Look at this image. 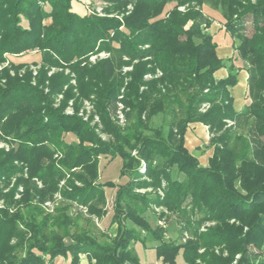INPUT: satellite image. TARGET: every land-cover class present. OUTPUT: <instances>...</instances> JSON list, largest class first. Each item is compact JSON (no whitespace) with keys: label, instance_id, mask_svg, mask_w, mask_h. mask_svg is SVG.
Segmentation results:
<instances>
[{"label":"trees","instance_id":"trees-1","mask_svg":"<svg viewBox=\"0 0 264 264\" xmlns=\"http://www.w3.org/2000/svg\"><path fill=\"white\" fill-rule=\"evenodd\" d=\"M115 1L121 7L118 12H124L129 1ZM221 1L235 10L219 9L216 0H135L132 11L118 20L80 16L72 10L71 0H0V62L7 54L35 50L38 59L32 63H41L34 84L29 69L21 78L10 76L7 69L0 72V141L9 147L0 148V181L16 178L12 192L22 185V201L28 205L37 190L32 178L53 188L65 172L78 168L82 174L71 171L69 176L84 187H74L64 197L91 204L102 197L104 187L115 188L108 226H117L116 236L109 240L100 242L82 232L68 236L71 241L65 244L46 233L52 225L48 219L29 222L0 210V254L6 264L16 262L5 256L12 250L8 246L12 235L21 239L26 233L17 226L21 219L34 236L26 240L28 251L17 264H45L38 255L49 262L64 256L68 264H75L81 252L94 259L92 264H143L132 246L136 242H155L159 264H176L179 253L187 264H231L239 252L238 264H263L246 255V246L264 245V146L251 144L229 123L252 116L258 123L256 133H264V0ZM180 6L188 8L178 11ZM247 13L253 33L236 34ZM46 19L50 22L44 23ZM212 20L232 38L234 58L242 61L248 74L250 102L238 112L227 89L236 84L235 66L224 79L216 81L213 76L226 62L217 57L214 38L204 32ZM187 22L191 24L185 27ZM95 49L112 56L82 65ZM9 64L16 69L26 63ZM53 66L61 72L47 76ZM126 66L131 69L123 72ZM58 94L64 97L56 108L53 100ZM119 95L124 127L109 113ZM71 98L74 113L64 114ZM83 99L91 100L107 140L78 116ZM205 103L209 106L201 111ZM159 114L161 124L151 127L150 118ZM192 123L208 128L206 146L213 152L205 167L184 146ZM56 151L61 155L57 161ZM100 158L120 163L119 183L96 181ZM140 188L161 189L162 196L135 192ZM3 195L0 189V198ZM153 204L174 214L180 236L188 232L192 238L183 244L165 242L167 229L157 224L165 213L154 214L158 226L144 218ZM31 210L29 206L28 215ZM206 222L213 224L199 231Z\"/></svg>","mask_w":264,"mask_h":264},{"label":"rangeland","instance_id":"rangeland-1","mask_svg":"<svg viewBox=\"0 0 264 264\" xmlns=\"http://www.w3.org/2000/svg\"><path fill=\"white\" fill-rule=\"evenodd\" d=\"M128 4L126 5L124 12L120 13L118 12V9L121 7H117L115 5V0L106 1V0H80V5L76 0H71L73 2L72 4V10L77 13L80 16H95L98 18H108V17H114L118 20H121V17L124 13V15L129 14L132 11V7L135 3V0H128ZM251 3H255L256 0H250ZM216 7H219V9H229L231 11H234L235 8L233 6H228L227 1H221L216 0ZM44 8L48 9V6L46 3L41 4ZM195 6L194 4H190V7ZM78 8V9H77ZM188 8V7H187ZM185 6L178 7V11H184L187 9ZM196 8V7H195ZM77 9V10H75ZM121 10V9H120ZM123 10V9H122ZM237 10V9H236ZM239 12L243 10L242 8H238ZM249 15V16H248ZM251 14L247 13V17L244 19L242 26H239L236 34L244 35V36H250L253 33L254 27L251 23ZM235 18V16H233ZM50 19H46L44 23H49ZM191 22H187L186 26H189ZM219 36H214V39L219 41ZM236 45L240 44V41L235 38ZM147 46L145 45L144 48ZM37 53L35 50H29L28 52H19L14 54H7L5 55L6 59L3 62H0V72L2 70L8 71V74L10 76H18L22 77L26 70H30L32 73V84H34L35 77L37 76V72L39 67L41 66V63L34 65L32 62L37 60L38 57L36 56ZM112 55L110 52L106 50H99L93 51L92 53H89L84 60L82 61V65L84 64H94L99 60H103L106 58H110ZM123 59L126 60V57ZM13 61L16 63H26L25 65L21 66L20 68H12L9 64V61ZM135 62V61H134ZM133 62V63H134ZM131 66H126L122 68V71L125 72L127 70H130ZM62 68L53 66L51 67V70L47 72V76H50L53 73L61 72ZM69 70L64 69L63 73L68 74ZM73 76V74H71ZM150 76V75H148ZM145 79H149L150 77H147V75L144 76ZM47 84V82H46ZM70 84L75 85V80L71 79ZM66 87V86H65ZM64 87V88H65ZM47 92V89L44 90ZM62 94H58L56 97H54L53 100V106L59 107L61 100L63 99ZM92 97V96H91ZM121 95L118 96V100L114 102V104L109 108V113L112 117V119L116 122L117 125L120 127H124L125 125V116H124V106L122 102L120 101ZM248 102H250V97L248 96ZM247 102V103H248ZM74 101L73 99H69L67 102V105L63 109L64 114L71 115L74 113ZM78 116L82 117L84 121H90V125L95 127V132L98 133V137H100L102 140H107L108 135L104 132H101L102 126L99 123L100 120L98 116L94 113V108L92 105V102L90 99H83L81 103H79L78 106ZM242 123L234 124L231 122L230 124L234 126V131L243 134L244 136L249 139L251 144H258V146H264V133L259 135L256 133V127L258 123H255L252 116H247L241 119ZM161 124V115L152 116L149 121V125L151 127H157ZM234 124V125H233ZM70 140V139H69ZM74 141V139H72ZM207 145V144H206ZM4 147L6 150L9 148L8 145L2 141H0V148ZM208 148V146H205ZM212 148V147H211ZM54 160L56 161L61 158L60 152L56 151L53 155ZM119 162L114 161H107L105 159L100 158L99 163L97 166L98 170V180L97 182L105 183L107 181H110L112 183H119V179L121 178L119 175ZM145 169V164L142 162L140 171L143 172ZM72 172H79V174L83 173V170L72 169ZM71 171L65 172V175L57 179L56 185L53 186V188H50L46 183H42L41 180L37 178H32L30 182H33L36 186L35 190L36 192L33 193L34 195L31 199H28L27 203L28 205H25V202L22 201L24 189L22 185H18L15 190L14 185L16 183V178H9V180L6 179V183H2L0 181V189L2 190V193L4 194L2 198H0V210H4L5 213H7L9 216H23L24 221L34 222L40 221L42 219H48L49 223L52 225L48 227L46 233H51L54 236H58V238L62 239V241L65 244L70 243V238L68 236H73L76 234H82V232H87L91 236H94L98 241L102 242L104 240H109L116 236V224H114L112 227L109 228L108 222L109 217L112 212L113 207V199L115 196V188H109L104 187L103 188V195L98 196L96 199L91 201L92 203H86L83 204L79 202L78 200H70L69 198L64 197V194H70L72 192V188H83L84 186L82 183L77 180L73 179V177L69 176V173ZM24 177H26V174H24ZM77 177V176H75ZM74 177V178H75ZM141 180H148L147 177H142ZM52 190V192H50ZM135 192L138 193H147L152 195L153 193H157L160 196H162V190L156 189L152 190L151 188H140L137 189ZM13 195L11 198H9L10 195ZM9 198V199H8ZM7 202V203H6ZM29 206L31 207V214L28 215L27 209H29ZM100 211L101 214H97L96 212ZM159 211L165 213L163 217H161L159 220L163 221L165 229H167L166 234L164 236L165 242H170L174 240L176 243H184L186 240L191 239L192 236L189 235L188 232H184L183 236H180L178 233V225L175 223V217L174 214L169 213L166 211L164 207H155L154 204L151 206V208L144 214V218L151 223L152 226H158L156 222V215L159 213ZM22 220V219H21ZM21 220H18V227L24 231H26L24 237L20 239V236L17 238L14 235H12V238L9 241L8 246H12V250L9 255H5L10 258L13 261H16L14 264H17L19 260L23 259V256L27 253V244L26 240L30 239V236H34L30 232V228L25 227L24 224L21 223ZM56 222V224L54 223ZM129 223V222H128ZM155 223V224H154ZM229 223H233V220H230ZM130 224V223H129ZM213 222H206L204 223L199 231H203L207 226H211ZM235 224H238V222H235ZM246 228H243V231H245ZM155 242H145L140 243L136 242L132 244L134 251L139 258L140 262L143 264H151L156 263L159 264V259L156 257L155 252ZM219 250L218 248L215 249V252L217 253ZM227 255L226 251L223 252V256ZM246 255L250 256V258H254L257 261H262L264 264V245L261 247H254L253 245H247L246 246ZM4 253L0 254V260L4 264H6L5 261H3ZM242 257V253H237L233 256V259L231 261V264H238L240 259ZM37 258H40V260H43L45 264H68L69 260L67 257L64 256H57L55 260L52 262H49L47 258H45L42 255H38ZM34 260V259H33ZM94 263V259L90 258L89 255L86 253H79L77 257V262L75 264H92ZM176 264H187L185 263L184 259L182 258L181 254L179 253L176 258Z\"/></svg>","mask_w":264,"mask_h":264},{"label":"crops","instance_id":"crops-1","mask_svg":"<svg viewBox=\"0 0 264 264\" xmlns=\"http://www.w3.org/2000/svg\"><path fill=\"white\" fill-rule=\"evenodd\" d=\"M204 32L211 35L213 38L219 36L215 53L217 57L226 62V65L217 69L213 76L217 81L228 76L231 65L235 66L234 73L236 74V84L228 86V91L233 100V108L235 111H241L248 102L247 96V77L248 74L244 68L242 61L235 57L233 40L223 29V26L215 20H212L210 25L204 29ZM215 40V39H214ZM216 41V40H215ZM209 139V132L206 125L202 123L189 124L184 135V146L189 153L194 155L201 166L208 165V159L211 157L213 149L205 147Z\"/></svg>","mask_w":264,"mask_h":264},{"label":"built area","instance_id":"built-area-1","mask_svg":"<svg viewBox=\"0 0 264 264\" xmlns=\"http://www.w3.org/2000/svg\"><path fill=\"white\" fill-rule=\"evenodd\" d=\"M147 77H150V76L147 75ZM208 106H209V105L206 104V103H205V104H202L200 110H201V111H204L205 109L208 108ZM229 124H230V123H229ZM157 224L160 225V226H164V223H163V221H161V220H158V221H157ZM152 264H156V263H152Z\"/></svg>","mask_w":264,"mask_h":264}]
</instances>
